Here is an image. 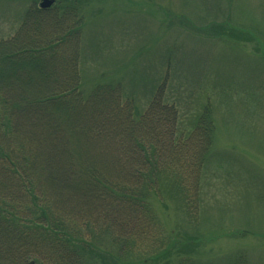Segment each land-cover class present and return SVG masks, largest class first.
I'll return each mask as SVG.
<instances>
[{
	"label": "trees",
	"instance_id": "trees-1",
	"mask_svg": "<svg viewBox=\"0 0 264 264\" xmlns=\"http://www.w3.org/2000/svg\"><path fill=\"white\" fill-rule=\"evenodd\" d=\"M72 9L33 6L14 36L0 40V264H198V235L166 218L174 202L194 223L217 128L212 107L203 105L181 129L179 110L162 91L170 61L143 110L123 94L122 80L86 96L78 68L82 24ZM70 12L79 22L69 32L51 25L41 40V18L60 27ZM216 25L213 36L223 43L253 41L239 28ZM49 72L56 82L46 80ZM99 105L116 121H99ZM97 135L121 165L81 155L76 137L90 136L92 144ZM77 182L85 187L71 200L62 191ZM232 264L248 262L240 254Z\"/></svg>",
	"mask_w": 264,
	"mask_h": 264
},
{
	"label": "rangeland",
	"instance_id": "rangeland-1",
	"mask_svg": "<svg viewBox=\"0 0 264 264\" xmlns=\"http://www.w3.org/2000/svg\"><path fill=\"white\" fill-rule=\"evenodd\" d=\"M41 1L0 0V40L14 36L27 11ZM54 4H70L72 13L81 18L78 68L86 96L106 81L122 80L123 94L132 95L136 108L143 110L170 61L162 91L176 104L181 129L188 130L190 119L203 105L212 107L217 128L204 164L194 223L190 226L185 211L173 210L174 202L166 220L171 226L183 220L185 231L198 235V264H232L240 254L248 264H264V64L257 61L264 57V0H55ZM72 13L65 19L60 16L65 23L60 27L51 21L46 24L54 11L41 18L45 21L41 40L51 25V31L69 32L79 22ZM221 23L239 28L244 39L253 41L239 45L226 38L223 43L213 36ZM209 26L211 32L206 31ZM53 74L47 73L45 79L56 82L58 74ZM103 108L93 110L99 109L95 117L115 122ZM73 128L84 129L77 124ZM97 137L92 144L90 136L76 137L81 155L100 157L109 168L121 165L109 142ZM70 186L62 193L71 200L85 187L81 182Z\"/></svg>",
	"mask_w": 264,
	"mask_h": 264
},
{
	"label": "water",
	"instance_id": "water-1",
	"mask_svg": "<svg viewBox=\"0 0 264 264\" xmlns=\"http://www.w3.org/2000/svg\"><path fill=\"white\" fill-rule=\"evenodd\" d=\"M54 2V0H42L40 3V6L42 8H47L49 7L52 3Z\"/></svg>",
	"mask_w": 264,
	"mask_h": 264
}]
</instances>
